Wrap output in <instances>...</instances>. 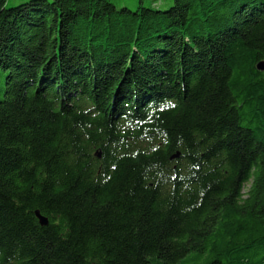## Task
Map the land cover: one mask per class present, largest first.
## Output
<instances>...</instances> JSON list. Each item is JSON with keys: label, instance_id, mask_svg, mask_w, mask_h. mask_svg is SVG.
<instances>
[{"label": "trees", "instance_id": "trees-1", "mask_svg": "<svg viewBox=\"0 0 264 264\" xmlns=\"http://www.w3.org/2000/svg\"><path fill=\"white\" fill-rule=\"evenodd\" d=\"M129 3L0 0V264H264V0Z\"/></svg>", "mask_w": 264, "mask_h": 264}, {"label": "rangeland", "instance_id": "rangeland-1", "mask_svg": "<svg viewBox=\"0 0 264 264\" xmlns=\"http://www.w3.org/2000/svg\"><path fill=\"white\" fill-rule=\"evenodd\" d=\"M117 6H121L122 4L124 3H129L130 0H113ZM158 0H144V4L147 5V6H150V5H153V3H156ZM158 7V6H156ZM165 7V6H164Z\"/></svg>", "mask_w": 264, "mask_h": 264}, {"label": "water", "instance_id": "water-1", "mask_svg": "<svg viewBox=\"0 0 264 264\" xmlns=\"http://www.w3.org/2000/svg\"><path fill=\"white\" fill-rule=\"evenodd\" d=\"M257 68L259 70H264V60L261 61V62H259L257 64ZM36 215H37V217H38V219H39V221H40L41 224H43V225H46L47 224V219L46 218H44L43 216H41L38 212L36 213Z\"/></svg>", "mask_w": 264, "mask_h": 264}]
</instances>
